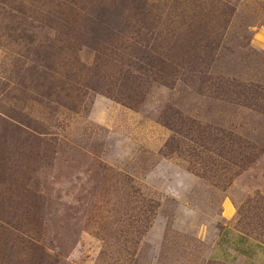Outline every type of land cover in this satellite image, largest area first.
Listing matches in <instances>:
<instances>
[{"label": "rangeland", "instance_id": "rangeland-1", "mask_svg": "<svg viewBox=\"0 0 264 264\" xmlns=\"http://www.w3.org/2000/svg\"><path fill=\"white\" fill-rule=\"evenodd\" d=\"M0 264H264V0H0Z\"/></svg>", "mask_w": 264, "mask_h": 264}, {"label": "trees", "instance_id": "trees-1", "mask_svg": "<svg viewBox=\"0 0 264 264\" xmlns=\"http://www.w3.org/2000/svg\"><path fill=\"white\" fill-rule=\"evenodd\" d=\"M129 79H131V82L133 83L134 81H136V80H138V77H136V76H129ZM129 89H131V90H133V87H130V88H128L127 90H129ZM128 99V98H127ZM171 123V122H170ZM169 122L168 123H166V125H168V124H170ZM169 126V125H168ZM171 127V126H170ZM216 141L217 140H209L208 139V141H206L207 143H210V144H215L216 143ZM217 144V143H216ZM217 147H218V149L219 150H221V151H223V149L225 148V146H224V143H222V144H217ZM205 150H207L206 148H204ZM209 149V148H208ZM225 152H227V150L225 151Z\"/></svg>", "mask_w": 264, "mask_h": 264}, {"label": "crops", "instance_id": "crops-1", "mask_svg": "<svg viewBox=\"0 0 264 264\" xmlns=\"http://www.w3.org/2000/svg\"><path fill=\"white\" fill-rule=\"evenodd\" d=\"M258 249H259V247H258Z\"/></svg>", "mask_w": 264, "mask_h": 264}]
</instances>
